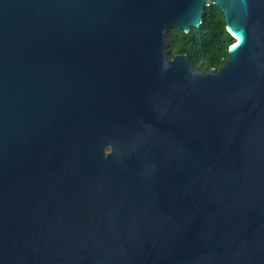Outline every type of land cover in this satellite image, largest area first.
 <instances>
[{
	"label": "water",
	"instance_id": "obj_1",
	"mask_svg": "<svg viewBox=\"0 0 264 264\" xmlns=\"http://www.w3.org/2000/svg\"><path fill=\"white\" fill-rule=\"evenodd\" d=\"M0 264H264V0H0Z\"/></svg>",
	"mask_w": 264,
	"mask_h": 264
},
{
	"label": "trees",
	"instance_id": "obj_2",
	"mask_svg": "<svg viewBox=\"0 0 264 264\" xmlns=\"http://www.w3.org/2000/svg\"><path fill=\"white\" fill-rule=\"evenodd\" d=\"M166 51L170 58L187 56L192 66L206 72L218 70L227 58L233 38L226 31L223 14L213 4L205 6L201 24L183 33L177 28L166 30Z\"/></svg>",
	"mask_w": 264,
	"mask_h": 264
}]
</instances>
